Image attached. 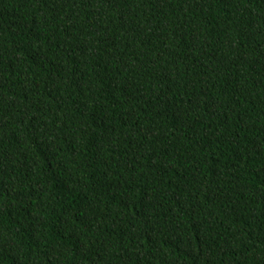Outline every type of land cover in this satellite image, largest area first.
Returning <instances> with one entry per match:
<instances>
[{
	"label": "trees",
	"instance_id": "16d2710c",
	"mask_svg": "<svg viewBox=\"0 0 264 264\" xmlns=\"http://www.w3.org/2000/svg\"><path fill=\"white\" fill-rule=\"evenodd\" d=\"M0 264H264V0H0Z\"/></svg>",
	"mask_w": 264,
	"mask_h": 264
}]
</instances>
